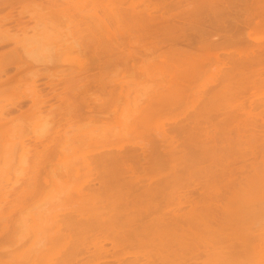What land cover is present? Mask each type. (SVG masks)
<instances>
[{
  "label": "bare ground",
  "instance_id": "6f19581e",
  "mask_svg": "<svg viewBox=\"0 0 264 264\" xmlns=\"http://www.w3.org/2000/svg\"><path fill=\"white\" fill-rule=\"evenodd\" d=\"M0 167V264H264V0H0Z\"/></svg>",
  "mask_w": 264,
  "mask_h": 264
},
{
  "label": "rangeland",
  "instance_id": "374dc122",
  "mask_svg": "<svg viewBox=\"0 0 264 264\" xmlns=\"http://www.w3.org/2000/svg\"><path fill=\"white\" fill-rule=\"evenodd\" d=\"M17 8L19 9V6H17ZM17 8H16V9H17ZM15 13H16V12H15ZM26 18H28V17L25 16V23H26V25H28L29 27L35 25V24H34L35 22H33L32 20L30 21V20H28V19L26 20ZM232 19H235V16H234V15H233V16H230V20L225 21V27L227 26V28H228V27L230 26V27L228 28V29H231V30H230V33L224 34V33H226L227 31L224 32V31L222 30L223 32H219L218 35L221 36V39H222V36L225 37V38L228 37V38H226V39H228L229 41L232 40V41H234V42H235V40H234V39H231V38H236V37H238L239 41H238V39H237V40H236L237 43H235V45H231V46H232L231 49L235 50V49L238 47L237 50H239V51H240L241 49H242V50H245V49H247L246 45L244 46L245 48L242 47L241 49L239 48V46H240V47L243 46V45L245 44V41L247 42V41L249 40V38H255V37H253V36H257V37H258L259 34L257 33L258 35H257V34H256V35H253V33H249V31H250V32H253L252 29L249 30V31L247 30V31L245 32V31H244V28L241 26V24H239V26L242 27V28H240L239 26H236V28H235L234 23H236V20H232ZM239 20H240L239 22H241V19H239ZM227 22H229V23L227 24ZM232 22H233V23H232ZM38 24H39V23H38ZM220 24H221V23H220ZM229 24H230V25H229ZM237 25H238V23H237ZM39 26H42V27H43L42 23H41ZM39 26H38V28H40ZM60 26H61V25H60ZM221 26L224 27V24L221 25ZM232 28H233V29H232ZM234 28H235V29H234ZM237 28H240V29H238L239 32H238ZM42 29H44V27H43ZM242 29H243V30H242ZM246 29H249V28H245V30H246ZM40 30H41V29H40ZM234 30H235V31H234ZM220 31H221V30H220ZM236 31H237V32H236ZM243 31L246 33L245 35H244V32H243ZM29 32H30V33H33V31L31 32V30L28 29V32H27L28 35H29ZM235 32H236V33H235ZM221 33H222V34H221ZM247 33H249L250 35L248 36V38H245V37H247V36H246ZM30 35H31V34H30ZM46 35H47V34H46ZM46 35H45V36H46ZM224 35H226V36H224ZM231 35H234V36L231 37ZM243 35H244V36H243ZM19 36H20V37L22 36V34H21L20 32H19ZM220 36H219V38H220ZM239 37L242 38V39H244V41L242 40V42H241V41H240L241 39H240ZM257 37H256V38H257ZM196 38H197V37H196ZM219 38H217V41L219 40ZM46 39H47V38H45V40H46ZM48 39H49V38H48ZM221 39H220V40H221ZM230 39H231V40H230ZM238 43H240L239 46L236 45V44H238ZM242 43H243V44H242ZM233 46H235V47H233ZM236 46H237V47H236ZM255 46H256V45H255ZM229 48H230V46H229ZM163 49H164V48H163ZM226 50H228V49H226ZM233 50H232V51H233ZM73 53H74V52H73ZM73 53L71 54V53L69 52V53H67V54L65 55V57H66V58H76V57H78L79 54L76 55L75 53H74V54H73ZM79 57H80V56H79ZM80 58H81V57H80ZM64 66H65V67H64ZM64 66H62V67H63V68H66V67L68 68V67H69V66H67V65H64ZM248 96H249V95H247L246 97H248ZM181 108H182V107H181ZM181 108H179L180 111L175 112L173 115L175 116V115H178L179 113H181V111L183 110V109H181ZM177 109H178V108H176V111H177ZM254 110H255V109H254ZM254 110H253V111H254ZM172 111H175V110H171L170 112H172ZM255 111H257V110H255ZM173 115H172L171 117H170V116H169V117H170V118H173V117H174ZM167 117H168V114H167L166 118H167ZM169 117H168V118H169ZM167 120H169V119H166V121H167ZM166 121H165V123H167V124H168V122H170V121H168V122H166ZM167 124H166V125H167ZM98 131H99V130H98ZM90 132L92 133V134L90 133V137H91V136L93 135V131H90ZM149 133H150V132H149ZM151 133H153V131H151ZM153 134L155 135V133H153ZM94 135H96V134H94ZM149 136L152 137V135H149ZM149 136H148L147 138H150ZM153 137H154V136H153ZM155 138H156V137L152 138V140H155ZM165 146H166L165 144L162 145V149L165 148ZM159 148H160V147H158V150H159ZM162 149H161V151H162ZM167 149H168V146H166V150H167ZM156 150H157V148H156ZM161 153H162V152H160V154H161ZM14 161H15V160H14ZM14 161L12 162V164L14 163ZM238 162H239V161H238ZM240 163H241V162H240ZM240 163H239V164H240ZM12 164H10V167L8 166L9 168H7V165H9V164H6V163L4 164V165H6V166H5V170H6V172L8 171V175H9L10 177H13V172H12L13 170H12V168H13L14 166H13ZM14 164H15V163H14ZM4 165H3V166H4ZM237 165H238V164H237ZM162 166H163V165H162ZM162 166L159 167V168L161 169ZM235 166H236V165H234V167H235ZM163 167H164V166H163ZM165 167H166V166H165ZM0 168H1V167H0ZM3 168H4V167H3ZM3 168H2V169H3ZM8 169H9L10 171H9ZM13 169H14V168H13ZM5 170L3 169L2 172L6 173ZM11 170H12V171H11ZM237 173H238V171H237ZM96 186H97V184H96ZM256 187H257V186H256ZM254 188H255V187H254ZM192 189H193V188H192ZM261 189H263V188H261ZM193 191H194V189H193ZM262 191H263V190H260V191L258 190L257 192H254V191H253L254 193H258V194H259V192L261 193L260 195H257V194L255 195V194H254V195H253V198H251L252 195H248V196H247V199H248L249 197L252 199V200H249L250 203L248 202V200H247V201L245 200L246 202L243 201V203H246V204L248 203L247 206H246L247 208L245 207V208H246V211L250 208V209L247 211L248 214H250V212H251V214L253 213V214H252L253 217H255V218H253L252 215L250 214V216L254 219V220H253V219L251 218V221L253 222V223L251 222V225L254 224V223H256V225H255V226H256V229L259 228V227L262 228V226H264V191H263V192H262ZM195 192H197V190H195L194 192H192V194H194ZM262 194H263V196L261 197ZM194 195H195V196L198 195V192H197V194L195 193ZM194 195H193V196H194ZM227 195H228V194H227ZM256 196H257V197L259 196V197L256 198ZM254 198H255V200H253ZM47 199H48V198H47ZM78 199H79V198H78ZM53 200H55V199H53ZM53 200H52V201H53ZM43 201H47V200H46V199H43ZM50 201H51V200H49V202H50ZM253 201H254V202H253ZM256 201H258L257 203H261V202H262V203H261V204H256V203H255ZM47 202H48V201H47ZM65 202H66V205L70 206L71 208H75V207L77 208L79 204H81V206H82V204H83V203H81V202H78V201H77V198H76V201H75V202H74V199H71V200H68V201L65 200ZM201 204H202V203H201ZM249 204H250L251 206H250ZM76 205H77V206H76ZM220 205H221V204H220ZM255 205H257V206H255ZM83 206H86L85 203L83 204ZM186 206H188V205H186ZM186 206H185V207H186ZM185 207H183V208L185 209ZM87 208H88V207H87ZM183 208H182V209H183ZM186 208H187V207H186ZM180 210H181V209H180ZM182 211H183V210H181L180 212H182ZM186 211H188V209H187ZM184 213H185V211H184ZM253 229H255V227H254ZM106 244H107V245H105V246H106L105 248H108L107 246L110 247V244H109V243L106 242ZM135 247H136V246H135ZM135 247H134V248H128V249L126 250V252H128V253H126V254H123L124 252H123V253H120V251H117L116 254L119 252V253H118V256H119V257H120V255L122 254V255L124 256V258H123L124 260H125V259H129V258H131L133 252H138V254H141L142 251H143V248H142V250H141V249H139L140 247H138V248H136V249H135ZM143 247H144L145 249H148V250H150V249L152 248V247H150V246H147V247H146V246H143ZM92 249H93V248H92ZM108 249L111 250V247L108 248ZM130 249H131V250H130ZM132 249H133V250H132ZM134 249H135V250H134ZM145 249H144V250H145ZM111 251H112V250H111ZM111 251H110V252H111ZM145 251H146V250H145ZM119 254H120V255H119ZM122 255H121V256H122ZM123 256H122V257H123ZM122 257H121V260H122ZM107 259H109V262H111L110 260H112V259L110 258V256H108V257L105 259L106 262H108ZM105 260L103 259L104 263H105ZM102 264H103V262H102ZM105 264H106V263H105Z\"/></svg>",
  "mask_w": 264,
  "mask_h": 264
}]
</instances>
